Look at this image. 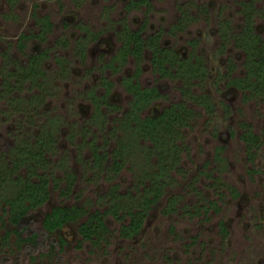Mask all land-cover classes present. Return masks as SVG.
I'll return each instance as SVG.
<instances>
[{
  "label": "rangeland",
  "instance_id": "obj_1",
  "mask_svg": "<svg viewBox=\"0 0 264 264\" xmlns=\"http://www.w3.org/2000/svg\"><path fill=\"white\" fill-rule=\"evenodd\" d=\"M128 1L0 0V170L16 146L35 145L47 132L51 143L36 171L56 179L50 178L47 199L28 215L36 242L16 247L13 233L2 238L7 214L0 199V264H264V79L256 90H241L226 79L248 71L237 41L246 15L242 2L248 0H148L127 8ZM252 2L251 26L264 39V0ZM179 5L189 18L173 32ZM45 16L51 24L42 32ZM223 18L231 30L220 49L217 27ZM123 24L142 26L144 35L159 31L163 45L203 59L204 75L194 78L158 75L147 48L139 63L140 85L160 89L138 115L158 113L173 101L192 110L177 135L176 161L169 154L161 161V149L150 138L118 124L131 98L122 76L135 68L132 55H118ZM41 50L36 78H21L22 67ZM103 77L111 83L109 104L96 107L91 95L103 92ZM190 93H204L210 107L194 103ZM243 125L260 137L250 154L240 136ZM119 144L123 164L113 170L112 151ZM93 148L102 155L98 161ZM157 160L168 169L157 204L147 207L137 232L122 236L126 210L143 197ZM25 170L22 165L17 171ZM14 189L8 183L0 194ZM73 203L105 210L107 237L97 245L81 240L77 224L85 212L58 230L66 242L49 250L44 213L54 204ZM113 203L119 205L116 213L107 211Z\"/></svg>",
  "mask_w": 264,
  "mask_h": 264
},
{
  "label": "trees",
  "instance_id": "obj_2",
  "mask_svg": "<svg viewBox=\"0 0 264 264\" xmlns=\"http://www.w3.org/2000/svg\"><path fill=\"white\" fill-rule=\"evenodd\" d=\"M147 3L148 0H130L127 7L134 3ZM244 27L239 32L237 39L238 45L244 49L247 54L248 71L239 76H230L229 83L241 90L250 89L256 90L262 87L264 79V39L257 32L253 31L251 26L250 15L254 9L252 1H243ZM182 9V5L179 6ZM176 27L182 24L183 20L188 18L186 11H182ZM39 31H44L49 28L51 22L48 17H42L39 21ZM141 29H131L127 24H123L118 31L120 45L118 55L122 58L127 55H132L135 60V68L132 74L123 75L122 83L125 90L130 94L128 109L119 117L118 124L120 128L127 129L128 126L135 130L141 136L148 137L152 140V147L161 149L159 159L165 160L170 156L171 161H176L179 156L177 150V135L180 128L188 124L187 118L191 115V108L183 101H173L169 105L164 106L158 113L138 115L140 110L144 108L154 97L159 93L156 85L141 86L137 81V75L141 70L139 65L145 48L149 51V61L151 68L160 76H172L178 74L182 77L194 78L203 77L205 69L199 63V60L191 61L189 58H181L178 54L169 47L160 45L159 33H151L146 37L143 36ZM227 29L224 30L222 36L227 37ZM45 50L38 51L30 56L29 64L22 67L18 75L21 78L30 77L33 81L39 72L38 61ZM252 77V78H251ZM105 90L100 95H91V99L96 107L98 104L108 105V94L111 90L110 81L102 78ZM190 98L194 103H198L210 107L209 99L204 93H190ZM246 124V123H245ZM240 136L246 143L247 154H250L257 148L260 143V137L253 133L246 125H243ZM51 143L50 134L43 132L37 136L35 145L16 146L12 152V159L8 160L3 170H0V191L9 183L14 186V191L9 195L0 194V199L3 201L1 209L6 212V219L2 222L6 225L5 234L2 238H8L10 233L15 235L14 244L16 247L21 246L20 243H28V241L36 242L38 232L30 228L29 212L39 207L48 197L49 180L54 177H49L44 171H36L38 167L45 164V152L48 151V146ZM122 144H119L118 150L112 151V162L109 168L118 170L123 164L121 157ZM151 147V148H152ZM169 149V151H168ZM163 150V152H162ZM166 150V152H165ZM97 161L102 155L96 148L92 149ZM163 153V154H162ZM165 153V154H164ZM169 154V156H168ZM166 155V156H165ZM99 158V159H98ZM156 161L158 170L152 172L150 184L143 189V197L134 206V209H127L129 214L127 222L120 224V234L129 236L134 234L141 227L147 207L157 204L158 195L163 189L165 180L164 173L167 168H164L163 162ZM170 161V162H171ZM26 166L23 173L17 170L21 166ZM172 166L171 163L169 164ZM167 167V165H166ZM154 174V175H153ZM56 183V179L53 180ZM70 183V181H68ZM2 187V188H1ZM211 204V200L208 201ZM120 203V200H119ZM119 209L118 203H113L107 211L116 213ZM87 212V216L77 224V231L80 234L81 240H88L92 245H97L100 241L105 240L108 234V227L104 222L105 210L86 211L82 206L76 204H54L44 213L41 226L45 234L52 237L49 250H53L55 243L62 246L66 242V238L61 235L58 230L72 220H77L83 213ZM57 231L58 236L55 238L53 232ZM48 250V251H49Z\"/></svg>",
  "mask_w": 264,
  "mask_h": 264
},
{
  "label": "flooded vegetation",
  "instance_id": "obj_3",
  "mask_svg": "<svg viewBox=\"0 0 264 264\" xmlns=\"http://www.w3.org/2000/svg\"><path fill=\"white\" fill-rule=\"evenodd\" d=\"M250 1V0H249ZM252 1V0H251ZM129 2V1H128ZM142 3V2H141ZM128 4V3H127ZM127 4H126V7H127ZM147 4V3H146ZM180 6V5H179ZM127 8H130V7H127ZM179 9H180V15L176 18L177 20L174 22V23H172L171 24V26H170V30L171 31H175V30H179V29H183V28H185V26H186V23H187V19L189 18H186V19H184L183 20V22H182V24H180V25H178L179 27H176L175 26V24L178 22V20H179V18H180V16L183 14V12L182 11H186L184 8H183V6H182V9L179 7ZM186 13H188L187 11H186ZM188 16H189V14H188ZM245 16V15H244ZM243 27H244V22H243V26H242V29H243ZM138 28H140L141 30V33H143V27L141 26V27H138ZM138 28H135V29H138ZM225 29H227V37L226 38H224V36H222V33L224 32V30ZM241 29V30H242ZM230 30H231V26H230V23L226 20V19H222L221 21H219V23H218V27H217V34H218V39H219V46L218 47H220V49L221 48H223V47H225L226 45H227V41H228V37H229V32H230ZM240 30V31H241ZM155 32H158L159 33V31H155ZM155 32H152V33H155ZM258 33V32H257ZM149 34H151V33H149ZM148 34V35H149ZM160 34V33H159ZM259 34V33H258ZM143 36L144 37H146L147 35H144V33H143ZM159 43H160V45H162V46H165V47H169V48H172L177 54H178V56L179 57H181V58H189V60H191V61H195L196 59L197 60H199V63H201V66L203 67L204 65L202 64V61H203V59L200 57V58H197V56L195 57V55H194V53H192V52H190V53H188V54H186L185 56H183V55H181L176 49H174L173 47H170V46H168V45H163L161 42H160V36H159ZM190 43L191 42H193L192 40H190L189 41ZM193 46V45H192ZM194 47V46H193ZM193 49H195V48H192V50ZM194 52V51H193ZM244 54H245V52H244ZM150 55V54H149ZM150 57V56H149ZM135 61V60H134ZM151 65V64H150ZM204 68V67H203ZM205 70H206V67L204 68ZM230 69L231 68H229V70L228 71H230ZM133 73V72H132ZM131 73V74H132ZM158 74V73H157ZM125 75H128V74H125ZM230 74H228V76H226V79H227V82L229 81V77L230 76H239V75H230ZM142 86V85H141ZM144 86V85H143ZM147 86H151V85H147ZM157 87H158V89H160L159 88V86L158 85H156ZM104 90H105V88H104ZM103 90V91H104ZM111 91V90H110ZM110 93V92H109ZM223 226V228H224V225H222Z\"/></svg>",
  "mask_w": 264,
  "mask_h": 264
}]
</instances>
